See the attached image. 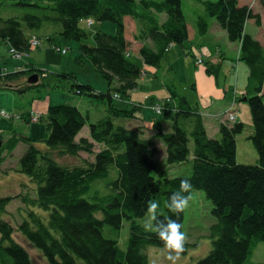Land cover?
I'll return each mask as SVG.
<instances>
[{
    "label": "trees",
    "instance_id": "trees-1",
    "mask_svg": "<svg viewBox=\"0 0 264 264\" xmlns=\"http://www.w3.org/2000/svg\"><path fill=\"white\" fill-rule=\"evenodd\" d=\"M194 1L204 7V15L196 18L200 35L209 32L214 19L231 43L241 45L240 60L247 64L249 77L246 95L240 100L245 98L250 105L253 130L248 140L257 150L258 163L243 165L237 161V138L245 132V124L222 125L220 137L210 138L199 111L170 86H166L168 98L176 102L171 132L163 131L161 120L155 123L157 135L150 139L144 137L142 129L115 125L114 118L133 119L143 110L142 104H132L130 109L116 106L115 95L122 100L128 97L143 76L142 69L130 60L125 18L139 26L135 39L143 44L139 55L144 64L160 70L172 46L187 50L190 28L183 0H17V6L32 12L0 18V45L5 43L19 53H29L31 49L24 26L40 38L37 33L44 32L49 42L52 34H58L67 41L82 43L87 38L80 27L83 21L110 22L116 31L107 34L97 30L92 45L81 44L77 60L81 65L88 61L93 65L108 83L106 92L79 84L72 74L42 77L43 72L34 68L4 73L0 66V90L25 92L14 83L38 75L41 83L27 88H62L106 107V116L89 126L91 141L83 138L76 142L90 117L67 104L50 106L41 119L46 123L49 151L40 152L28 137H11L3 144L0 156L5 151L13 154L21 142L28 145L20 172L36 183L37 197L26 196L22 201L27 207L39 208L41 213L30 210L16 229L2 218L12 198L0 199V264H35L29 251L16 240V234L39 249L48 264H149L144 250L149 246L163 247V242L136 220L147 216L149 199L160 202L162 214L158 219H176L165 205L183 179L191 180L193 192L206 194L216 221L211 228L212 248L196 264H254L250 261L254 249L264 243V49L246 33V25L254 20L261 26V16L248 6H240L238 0ZM4 2L0 0V9ZM206 71L210 75L216 72L208 66ZM51 78L66 81L68 86H52ZM156 140L165 144L169 165L190 166L188 176L162 181L152 176L157 168ZM95 146L98 152H94ZM81 151L93 153L94 161L71 167L61 164L52 154L77 157ZM179 219L183 225L184 212ZM125 221L131 222L130 237L127 249L122 250L118 234ZM106 228L115 239L106 237Z\"/></svg>",
    "mask_w": 264,
    "mask_h": 264
},
{
    "label": "rangeland",
    "instance_id": "rangeland-1",
    "mask_svg": "<svg viewBox=\"0 0 264 264\" xmlns=\"http://www.w3.org/2000/svg\"><path fill=\"white\" fill-rule=\"evenodd\" d=\"M4 1V5L0 9V18L6 19L10 17H20L23 14L32 12L28 8L17 6L15 4L17 0ZM190 1H193V3L200 9H202L201 11L204 13V7L202 4L197 3L194 0ZM240 1V6H248L249 8H253V6L255 5V1H252L250 4L246 2L249 0ZM240 1L238 0V2ZM190 10L191 9L184 5L185 13L192 14V11ZM80 27L87 34V38L84 39L82 43L67 41L58 34H52V42H49L44 32L37 33L38 35L42 36L40 41L41 45L32 47L29 53H25L22 59L16 58L11 53L10 47L4 43L0 45V66L5 70H9V73L19 69H23L26 71L34 68L35 70L47 72L51 76L53 74L60 73L72 74L76 76L77 82L79 84H89L97 92H106L108 90V83L95 70L93 65L89 61L84 65H81L77 62V60L80 57L81 44L92 45L94 41L93 35L97 30L107 33L109 32V27H112L113 33H115L116 26L110 22H94V25L90 26L88 25L87 21H83L80 24ZM126 27L128 39L131 40V42H129V47H131L133 42L137 41L135 37L137 33H139V26L135 21L127 20ZM249 32L251 31L249 30ZM24 33L27 38L30 39L32 34L26 26H24ZM218 40L220 45L224 44L219 35ZM227 43L229 45H233V50L229 51V55L231 57H229V59H225V62L227 63L224 65V68L221 71V80L225 75L227 78L232 80L233 90L236 85L238 92H244L246 88L245 86L248 83V66L245 62L238 60V44L235 46V43H231L228 40ZM58 47H61V49H66L69 54L66 56L63 55L58 50ZM135 52H137V50H135ZM182 57L185 61L187 59V63H181L180 68L182 69L184 79L188 82V89L192 91L193 89L191 88V85H193L192 83L194 73L191 70L190 65L194 64L193 57L185 56L184 54ZM130 60H132V62H135V56H132ZM236 63H238L240 66L242 64L243 68H241V73H239V68L236 66ZM4 73L6 72L4 71ZM25 81L26 80L24 78L18 82L26 84ZM49 82L53 83L51 84L52 86H55L56 84H63L64 86H68V83L66 81H61L60 83L56 78H51ZM187 82L179 84L178 80L175 81L174 86L178 92V96H185L183 84ZM139 84L141 85L142 93L137 94L135 98H140L139 101L141 103L136 104H142L143 111L139 113L138 117L143 120L145 117L151 118V114L154 116H159L149 111L150 107L156 106L158 104L160 108L164 110L163 115L165 116V121L171 123L173 115L176 112V102L171 100L170 98L156 102L157 99H160L162 97L155 96L152 99L146 97L145 91L148 89V85L143 84L142 82H140ZM20 89H24L25 92L20 93L16 90L10 89L0 90V108L10 113L8 117H0V139H2L4 143H7V141L11 137H28L35 141V146L40 152L44 153L49 151L46 143L49 136L46 130V123L42 121L39 123L29 124L27 122L28 118L25 116H28L32 112L37 114L41 112L47 114V110L50 106L67 104L74 105L78 107L85 115H89L92 122H97L98 120L106 116V107L104 105L99 104L94 99L88 97L76 96L71 92H68L67 90H62V88L57 89L39 86L37 88L30 89L22 86L20 87ZM172 102L175 105L173 107H171L170 105ZM241 103H243L244 108L239 111L238 118L242 123L245 124L246 130L237 138V161L239 160V164L243 165H255L258 160V153L252 142L248 140V137L251 134V130H253L250 105L247 102ZM234 105V108L231 107L224 113L212 117H223L225 124H227L228 126H233L234 121L231 120V111H237V105L235 103ZM17 117L25 118H21L19 120L17 119ZM114 122L115 125H120L117 124L116 118H114ZM121 125L126 127L125 122H123V124ZM134 125L135 124L133 122H129V126L134 127ZM136 129H141V127H137ZM86 130H88V127L86 128ZM156 131L157 130L155 129V131H153V134L150 132L149 133L154 137L158 133ZM157 143L159 149L158 155L156 157L157 168L155 171H153L152 176L158 181H162L165 178L188 176L190 173V166L169 165L167 163L166 151L163 150V147H165L164 149H166V146H162L165 144H163L161 140H158ZM27 149L28 145L21 142L13 154H8L7 151H5L0 156V199L8 197L12 198L2 218L13 225V227L16 229L23 223L25 219L28 218V212L30 210H33L38 214L41 213L39 208L27 207L22 201V198L26 196L33 199L37 197L36 183L31 182L27 176L23 175L20 172V161ZM98 150V146H95L94 152H98ZM52 154L55 159L58 160L61 164L71 167L83 166L85 164L87 165L89 162L94 161L93 153L85 151H81L79 153V156L77 157L61 155L60 152H52ZM212 210L213 205L206 198V194L203 191H194L192 194V199L189 202V206L184 211L183 232L187 235L188 238L186 245L188 251L184 254L185 258L183 259L181 264H196L198 261L205 258L210 252L212 248L211 228L216 222L212 214ZM148 219L149 217L145 216L144 218L137 219L136 222L144 227ZM130 224L131 222L125 221L123 223L122 229L118 234L119 246L122 250H126L128 247V241L130 237ZM105 234L106 237L115 239L114 234L110 229L106 228ZM15 238L19 243L22 244V246H24L29 251V254L31 255V258L33 259L35 264H48L42 252L37 248L31 247L21 234H16ZM162 249L163 247L149 246L144 250L145 255L148 257L149 264H151V260L153 259L157 260V264H170V262H168L166 259L159 256V253ZM250 261L254 264L264 263V243H259L255 247L253 256Z\"/></svg>",
    "mask_w": 264,
    "mask_h": 264
},
{
    "label": "crops",
    "instance_id": "crops-1",
    "mask_svg": "<svg viewBox=\"0 0 264 264\" xmlns=\"http://www.w3.org/2000/svg\"><path fill=\"white\" fill-rule=\"evenodd\" d=\"M252 1H255V5L251 9L255 15L261 16L262 25L257 26L254 20H249L246 25V33L251 35L257 41H259V43L262 45L264 49V0H249L246 2L250 4ZM239 4H241V1L239 2ZM184 5H186L189 9H191L190 11H192V14H187L184 11L187 24L190 28L189 42H187L185 45L187 50H185L180 46H172L169 49V51L165 54V59L162 68L160 70H156L154 68L146 66L143 60L141 59L139 55V50L142 47V44L140 42L134 41L129 49L131 52V57L135 56L134 63L137 64L144 72L143 77H141L139 83L142 82L143 84L148 85V89L145 91L146 97L151 99L154 98L155 96L162 97L160 99H157L156 102H159L163 99H168L169 92L166 86H170L177 92L174 86L175 81L178 80L179 84L183 82H187L184 79L182 74V69L180 68L181 63L183 62L187 63V59L185 61L182 56L184 54L185 56L193 57L194 64L190 65L191 70L194 73L193 83H192L193 85H191L192 86L191 88L193 90L191 91L188 89L189 87L188 82L183 84V90L185 92L184 98L186 99V101L188 102L191 108L194 109L196 108L199 111V113L202 115L208 136L210 138L216 139L220 137V129L222 125H227V124H225L223 117L216 118L212 116H217L219 114H222L231 107L234 108L235 106L234 103H235L237 105L236 106L237 118L234 124L242 123L238 118V114L239 111L242 108H244V105L241 102H246L244 100L245 98L243 100H240L242 97L246 95V88L244 92L241 91L238 92L236 85L233 90V86H232L233 82L231 79L227 78L224 75L223 79L221 80V71L224 68V65L227 63L225 62V59H229V57H231L229 55V51L233 50V45H229L227 43L228 37L226 31L223 30L217 24L216 20L211 19L209 32L205 36H201L199 34L197 28V22L195 19L199 15H204V13L201 11L202 9H200L198 6H196L193 3V1L190 0H183V10H184ZM127 20L134 21L131 18H125L124 20L125 26ZM249 30L251 32H249ZM108 31L109 32L107 33L114 34L112 27H109ZM218 35L223 40L224 42L223 45L219 44ZM126 39L128 42H131V40L128 39L127 30H126ZM234 45L235 46L237 45L238 60L241 61L240 60L241 45L240 43H235ZM134 49L137 50V52H135ZM195 56L196 59L202 57L205 61V64L203 66H197ZM207 66L210 67L212 71L214 72L216 71V72L213 75L208 74L206 71ZM212 66H214L215 69ZM236 66L239 68V73H241V68H243L242 64L240 66L238 63H236ZM19 70L23 71V69H19ZM247 70L249 77V68ZM8 71L9 70H7V72ZM140 93H142V91H141V85L139 84L138 88L135 91L131 92L128 97H124L125 100L121 99L119 101H116V106L120 109H130L131 108L130 105H132L134 102L141 103L139 101L140 98H135V96ZM170 105L171 107L175 106L173 102ZM142 111H139L136 114L135 118L133 119L122 120L118 118L117 124L121 125L123 124V122H125L126 128L132 130H135L137 127H141V129L145 133L146 139H150L153 137V135H151L150 133L153 134V131H155L157 127L156 125L154 126V124L160 120L162 121V128L165 132L169 133V131L170 132L172 131L171 123L165 121V116L163 117L154 116L151 114L150 115L151 118L145 117L142 120L141 118L138 117L139 113H141ZM149 111L153 113L150 109ZM42 114L45 115L44 113ZM129 122H133L135 124L134 127L129 126ZM90 124H92L91 120H89V124L86 125L83 128V130L79 133V135L76 138V142H79L83 138L91 139L90 127H89ZM87 127L88 130H86ZM157 141L158 140L155 141V144H156V148L158 149ZM164 148L165 147H163V150L166 151V149ZM237 156H238V144H237ZM257 163L258 160L255 164Z\"/></svg>",
    "mask_w": 264,
    "mask_h": 264
},
{
    "label": "clouds",
    "instance_id": "clouds-1",
    "mask_svg": "<svg viewBox=\"0 0 264 264\" xmlns=\"http://www.w3.org/2000/svg\"><path fill=\"white\" fill-rule=\"evenodd\" d=\"M192 194L191 180L183 179L179 189L168 198L165 206L176 216V219L171 217H167L165 220L158 219L162 214L159 212L160 202L154 199H149L147 202L146 215L149 219L144 227L148 231H154L163 242V249L159 256L166 259L170 264H181L185 258L184 254L188 251L186 247L188 238L181 230L183 225L180 223L179 217L189 206ZM151 264H157V260H151Z\"/></svg>",
    "mask_w": 264,
    "mask_h": 264
},
{
    "label": "built area",
    "instance_id": "built-area-1",
    "mask_svg": "<svg viewBox=\"0 0 264 264\" xmlns=\"http://www.w3.org/2000/svg\"><path fill=\"white\" fill-rule=\"evenodd\" d=\"M89 25H92V22H89ZM39 44H40V43H39L38 38L33 37L32 40H31V45H32V46H38ZM11 53H12L16 58H18V59H21V58L24 56V53H19V52L13 50V49L11 50ZM61 53H62L63 55H66V54L68 53V51H67L66 49H64V50L61 51ZM198 64H202V61L200 60V61L198 62ZM155 110H156L158 113L161 112V109H160L159 107H156ZM232 115H233V116H232ZM8 116H9V113H7V112L4 111V110H0V117H8ZM39 119H40V116H39V115H34V116L31 118L32 122H38ZM231 120H233V121L235 120V116H234V114H231Z\"/></svg>",
    "mask_w": 264,
    "mask_h": 264
},
{
    "label": "water",
    "instance_id": "water-1",
    "mask_svg": "<svg viewBox=\"0 0 264 264\" xmlns=\"http://www.w3.org/2000/svg\"><path fill=\"white\" fill-rule=\"evenodd\" d=\"M29 82L31 83L37 82V77H30ZM2 146H3V141L0 139V149L2 148Z\"/></svg>",
    "mask_w": 264,
    "mask_h": 264
}]
</instances>
